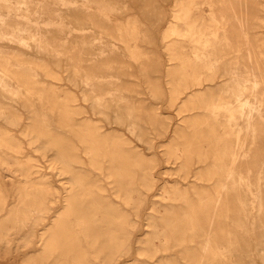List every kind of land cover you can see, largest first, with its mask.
Segmentation results:
<instances>
[{"label": "bare ground", "instance_id": "6f19581e", "mask_svg": "<svg viewBox=\"0 0 264 264\" xmlns=\"http://www.w3.org/2000/svg\"><path fill=\"white\" fill-rule=\"evenodd\" d=\"M140 1L161 19L155 0ZM118 2L0 0V264H116L132 250L153 259L158 246L180 247L186 264H245V255L249 264H257L254 256L264 262V0L174 1L159 38L171 62L169 94H184L180 109L191 113L164 155L180 158L184 176L198 163L192 175L208 183L193 182L191 193L164 187L167 202L150 205L145 237L134 236V217L153 186V160L125 146L118 130L77 121L82 108L71 104L68 87L53 83L48 63L65 60L66 78L90 112L151 147L145 116L155 120L158 112L124 95L133 87L119 77L129 65L115 40L138 63L149 93L162 91L135 43L148 34L136 19L111 17ZM26 145L45 157L60 192ZM128 264L180 263L162 256Z\"/></svg>", "mask_w": 264, "mask_h": 264}, {"label": "rangeland", "instance_id": "374dc122", "mask_svg": "<svg viewBox=\"0 0 264 264\" xmlns=\"http://www.w3.org/2000/svg\"><path fill=\"white\" fill-rule=\"evenodd\" d=\"M118 1V9L114 14L111 15V17L114 22H122L127 17L136 19L139 29L142 30V32L148 34V38L139 39L135 43L138 44L140 49L146 52L150 64L149 68L147 69V74L149 75L150 79L155 80L160 85L162 91L161 94L157 95H152L149 93L144 82V76L138 68V63L130 58L128 51L125 49V45L115 40L116 45L119 48L118 50L120 51V57L124 60H127V64L129 65L127 68L128 71L120 73L119 77L123 83L128 85L130 84L133 87V90L125 91L124 95L130 100H135L139 104L145 106L148 110L151 111L152 108H155V110L158 112L157 119L155 120H150L147 116H145L144 127L146 129V137L148 138L151 147H148L144 141L138 140L134 134L128 132L124 125L115 124L111 119H105L103 116L92 114L90 112L88 103L83 101L81 98L80 88L78 86H74L66 78L67 73L65 70V60H62L59 65H55L52 61H49L48 63L54 70V74L56 76L52 79L53 83L56 85H61L62 87H68L70 92H72L76 98V101H72L71 104L75 107L80 106V108H82L81 113L74 115L77 121L83 120L84 118H90V123L98 126L99 130L102 132L112 131V128L118 130L127 138V142L124 143L125 146H138L147 154V161H149V159L153 160L154 163L151 169V174L153 176V186L147 190H144V194L146 196L145 201L139 208L138 217H134L137 224L134 236L137 235L139 237H145L149 230L145 216L150 211V205L156 201L157 206L160 207L165 202H167L165 198L166 196L164 187L176 185L178 187L187 188L191 193V185L193 182L196 184H207L208 182L199 181L194 177V175H192L193 172L198 169V163L191 161L189 172L184 176L177 173V166L179 164L180 158L171 160L172 162H167L164 155V150L168 147L173 139L174 130L178 126H183L185 123L184 119L188 118L191 113L190 111H182L180 109L184 94H180L177 98L171 97L169 94L166 74L167 68L171 62L168 60V56L163 47V40L159 38L160 33L172 18V9L174 8L175 0H155V3L160 6V10L162 11V17L157 21L154 19L155 15H151L146 11V8L142 6V2L140 0ZM203 7L206 9L205 5H203ZM86 28H91V25L87 24ZM103 38L106 41L112 42V39L106 35ZM133 43L134 42L130 41V44ZM59 129L60 131H65L64 128ZM77 146L79 149H81L80 143H78ZM26 151L35 157L36 163H38L40 166V170L48 173L53 183L59 187L60 192V183L56 180L54 170L48 166L45 157L36 151L34 152L30 150L28 145H26ZM88 169L91 173H97V171L91 167H88ZM114 201H116L115 198ZM60 206L61 202L59 201L56 205H54L51 211L55 212L56 210H59ZM122 206L130 211L128 206L123 204ZM50 219L51 217L49 220ZM49 220L47 222L45 221L46 225L43 223L44 225L38 226V231L36 232L37 234L41 232L40 230L43 227L51 224L49 223ZM20 233L24 234L23 232ZM11 236L16 237L18 235L13 234ZM255 242V238L250 239L249 249L251 251H254L255 249ZM187 243L190 244V242H186V244ZM26 250H28V247L23 248V251ZM179 251L180 247L178 246H169V248L166 250H162L160 246H158L157 251H155L154 258L146 259L142 256L135 255L132 250L131 253L122 257L116 264H128L136 257H138L140 260H146L149 263H154L155 258L158 259L162 256H170L177 259L180 264H186V261L180 257ZM12 254L13 257L14 255H18L17 253ZM252 260L257 264H264V262L256 256L252 257ZM243 261L245 264H249L250 259L247 255H245L243 257Z\"/></svg>", "mask_w": 264, "mask_h": 264}]
</instances>
